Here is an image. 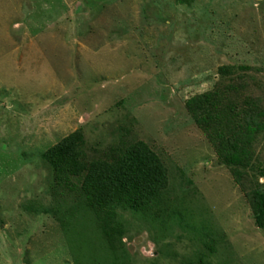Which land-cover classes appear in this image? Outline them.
Instances as JSON below:
<instances>
[{
    "label": "rangeland",
    "instance_id": "obj_1",
    "mask_svg": "<svg viewBox=\"0 0 264 264\" xmlns=\"http://www.w3.org/2000/svg\"><path fill=\"white\" fill-rule=\"evenodd\" d=\"M231 79L264 109V0H0V264H114L44 158L78 129L90 155L141 139L169 169L165 213L118 209L122 264H264V228L186 105ZM253 147L245 184L264 188V131Z\"/></svg>",
    "mask_w": 264,
    "mask_h": 264
},
{
    "label": "trees",
    "instance_id": "obj_2",
    "mask_svg": "<svg viewBox=\"0 0 264 264\" xmlns=\"http://www.w3.org/2000/svg\"><path fill=\"white\" fill-rule=\"evenodd\" d=\"M246 89L243 79L218 80L213 89L190 97L186 105L219 160L230 168L245 191L258 227L264 228V188L248 189L245 184L253 165V143L264 131V109L261 99L246 94ZM44 158L54 168L59 183L76 196L68 213L73 215L79 209L88 213L96 232L114 253V264H122L119 252L125 249V231L118 221V209L159 215L167 210L164 206L170 187L169 169L144 140L123 142L90 155L84 134L78 129L50 147ZM259 172L264 176V168ZM63 211L57 209L56 213ZM60 221L68 227V221ZM200 263L207 264L202 258Z\"/></svg>",
    "mask_w": 264,
    "mask_h": 264
}]
</instances>
